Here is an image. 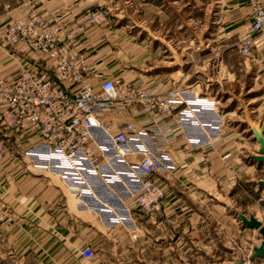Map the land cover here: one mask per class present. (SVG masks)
I'll return each instance as SVG.
<instances>
[{"label": "crops", "instance_id": "0c3cea01", "mask_svg": "<svg viewBox=\"0 0 264 264\" xmlns=\"http://www.w3.org/2000/svg\"><path fill=\"white\" fill-rule=\"evenodd\" d=\"M141 2L152 8L155 4L159 12L167 11L172 17L175 15V19L179 18L177 35L189 34L190 28L195 25L193 9L201 3L206 4L207 15L203 21L205 27L211 29V34L220 39L236 40V45L240 44L252 22L248 0H141ZM95 3L97 2L86 0H42L40 12L43 19L57 31L61 40L87 58L94 73L102 77H124L132 81L130 71L124 69L121 73L119 69L130 66L129 62L119 60V57L122 51H130L133 29L125 25L118 26L107 20L102 24L88 23L89 15L94 13ZM139 30L145 31L148 36L147 28L140 27ZM165 44L169 45L168 42ZM17 47L18 50L24 51V55H29L33 51L27 44ZM15 55L10 58L0 48V77L5 76L9 82L19 77L16 72L18 70L14 71V68L20 65V59L17 56L18 59L15 58ZM33 56L32 54L31 57ZM248 57L253 81L262 84L263 87L257 97L259 101L257 104L253 103L255 107L252 108V114L255 124H264V33L255 37L254 46ZM27 61L33 68L45 63L46 59L40 64L35 58H28ZM9 63L11 65H8ZM134 83L159 93L170 91L169 85L160 84L157 80L140 78ZM242 136L243 134L230 132L226 128L225 135L214 148L199 150H193L184 141L177 139L171 146V154L178 163V169L171 175L160 178L159 183L165 193L160 208L153 213L143 211L138 213L140 234L138 240L133 241L122 227L109 230L101 224L96 215L78 211L73 196L59 178L52 174L33 171L25 159L24 152L34 140L0 126V143L6 148V153L0 161V206L7 208L10 216L8 221L0 220V261L8 264L4 261L7 258L14 263L20 261L21 264H80L83 262L80 254L66 248L74 235L84 233V225L93 238V247L97 242L104 241L106 246L116 250L119 255H124L130 262L134 258H145L150 252L167 260L183 258V255L196 258L190 253L195 244L201 242L206 227L219 229L210 214L217 213L219 216L217 220L223 219L227 222L225 228L232 232L236 230V225L230 223L229 213L226 212L227 209L233 211V206L222 201L214 205L212 200L218 199L216 193L223 196V191L227 192L230 186L233 190L231 195L243 203L244 198L254 199L258 197L260 191H264L256 185L258 180L264 179V176H260V172H264V166H260L253 155L247 154ZM249 144L253 152L255 151L253 154L258 155L260 145L253 140ZM197 151L204 152L203 170L209 168L214 176L219 178L221 184L219 190L212 188L208 190L199 186L201 182H194L197 189H193L200 190L207 196V200L200 203V206L194 201L198 197L201 200V194L197 196L194 190H190L185 182L180 180L181 175L193 168L192 164L195 162L192 163L191 160ZM204 184L205 187L211 186L212 181L206 180ZM182 186L185 192L180 190ZM236 207L238 216L240 214L249 216L240 213L241 209ZM84 215L90 216L92 220L85 221ZM250 215L258 218L257 213L253 211ZM242 229L248 230L243 225V228H238L239 233H242ZM56 244L65 247L59 251L52 250ZM113 250L95 255L92 263L104 264L103 260L106 257L110 258ZM53 260L59 262L53 263Z\"/></svg>", "mask_w": 264, "mask_h": 264}, {"label": "built area", "instance_id": "2783aa9c", "mask_svg": "<svg viewBox=\"0 0 264 264\" xmlns=\"http://www.w3.org/2000/svg\"><path fill=\"white\" fill-rule=\"evenodd\" d=\"M248 1L252 22L239 44L245 55L264 33V0ZM100 16L90 14L89 23H99ZM55 32L37 17L13 30L11 43L27 42L47 60L13 82L0 80V126L34 140L25 159L32 170L59 178L78 211L136 239V211L160 208V178L178 169L172 144L180 137L193 150L214 148L226 133L225 116L194 88L157 93L102 77ZM5 153L0 143V161ZM80 255L89 260L94 252L87 247ZM243 264H264V257Z\"/></svg>", "mask_w": 264, "mask_h": 264}, {"label": "rangeland", "instance_id": "374dc122", "mask_svg": "<svg viewBox=\"0 0 264 264\" xmlns=\"http://www.w3.org/2000/svg\"><path fill=\"white\" fill-rule=\"evenodd\" d=\"M41 1L0 0V48L10 58L13 54H16L15 58L18 57L20 59V65H17L16 69L14 68V71L18 70L16 71L18 72V76L21 75L22 71L30 67L27 61L28 58L39 60V64L43 60H47L43 53L35 50L27 42L20 44L11 43L12 32L19 22L21 24L23 21L32 20L37 17L42 22L49 24L41 15ZM94 1L97 3H95L93 11L94 13L101 14L100 20L102 21H100V24L107 20L110 23L118 24V26L125 25L133 29L131 49L130 51H122L119 57V60L129 62L130 66H126L125 68L120 67L121 73L124 69L130 71V77L133 78L131 80L134 82L140 78L143 80H157L160 81V84L169 85L170 90L174 87L182 89L193 87L201 95H207V97L217 102L218 108L224 114L227 130L243 134L242 138L245 140L244 144L247 154L255 156L253 154L255 151L253 152L249 144L252 140L255 143L250 129L255 124L252 108L255 107L253 103L255 104L256 102L257 104L259 101L257 97L262 92L263 87L260 83H254L252 67L249 66V55L241 52L239 44L236 45L237 41L220 39L218 36L211 34V29L205 27L203 21L205 15H207L205 10L206 4H197L193 9L195 25L192 26L193 28H190L189 34L177 35L176 28L179 18L175 19V15L172 17L171 13H167V11L159 12L155 8V4H153L152 8L143 5L141 0ZM87 22L89 23V17ZM49 25L54 32L55 30L51 24ZM140 27L148 29V36L145 34V31L139 30ZM55 36L60 38L57 32H55ZM145 40H148V42H145ZM165 42H168L169 45H166ZM189 43L192 45L190 46ZM24 44L29 45L33 50L29 55H24V51L18 50L17 46ZM32 54L34 55L33 57H31ZM175 63L176 65H174ZM8 65H11V63ZM120 79L126 80L124 77ZM0 80H6L5 76L0 77ZM132 81L129 82L135 84ZM150 90L157 92L154 89ZM178 139L183 141L180 137ZM203 153V151H197L192 156L191 161L192 163L195 162L192 164L193 168L188 173L181 175L180 180L184 181L190 190H194L193 188L197 189L194 182H201L199 186L208 190H211V188L219 190L221 186L219 178L215 177L209 168L203 170ZM260 176H264V172H260ZM206 180H211L212 185H206L205 187L204 182ZM180 190L185 192L183 191V186L180 187ZM194 191L197 196L201 194V200L198 197L194 201L200 206V203L207 200V196L200 190ZM232 191L229 186L227 192L223 191V196L216 193L218 199L217 201L212 200V203L218 205L219 201H222L228 202L229 206H233V211L227 209L226 212L229 213L230 223L236 225L235 232L225 228L227 226L225 220H217V218L219 219L217 213L210 214L213 222L218 224L219 229L206 227L205 233L201 236V242L196 243L195 248L190 253L191 255H195L196 258L182 254L183 258L167 260L163 259L160 255L150 252L149 256L142 259L134 258L130 262L125 259L124 255H119L116 250L114 251L113 248L106 246L104 241L97 242L93 247V238L87 232L86 225H84V233L79 232L78 235H74L66 249L75 250L80 254L84 248L88 247L93 250L94 256L102 254L107 250H113L110 258L106 257L103 260L104 264H238L239 262L252 261L255 249L259 248L258 246L263 240L260 238L259 231L256 230L242 229V233H239L238 228H243V225L239 221L235 208L238 206L241 209L240 213H245L249 215L248 217L254 216L250 215L252 211L257 213V219L264 225V191H260L258 197L254 199L252 197L244 198L243 203L240 200L237 201L231 195ZM207 192L209 193V191ZM251 207H254V209H251ZM139 212L140 210L136 211V216ZM83 218L85 221L92 220L90 216L86 215ZM4 219L7 221L10 219L5 207L3 208V214L0 213V220L3 221ZM139 234L136 239L128 235L130 240L136 241L139 238ZM63 247L65 246H57L56 244L53 245L52 250L59 251ZM4 261L8 264H21L20 261L14 263L7 258ZM57 261L53 260V263ZM0 264H4V262L0 261ZM80 264H93L92 258L89 260L83 259V262Z\"/></svg>", "mask_w": 264, "mask_h": 264}, {"label": "water", "instance_id": "95a60500", "mask_svg": "<svg viewBox=\"0 0 264 264\" xmlns=\"http://www.w3.org/2000/svg\"><path fill=\"white\" fill-rule=\"evenodd\" d=\"M252 135L254 136V141L260 145V149L258 155L254 156V159L260 164L264 166V124H254L251 126ZM261 189H264V180H260L256 184ZM239 220L242 224L252 230L259 231L261 235V239L263 242L260 244L259 248L255 250V254L253 256V260H259L264 257V225L263 223L257 219L255 216H246L244 214L239 215ZM238 264H243V262H239Z\"/></svg>", "mask_w": 264, "mask_h": 264}, {"label": "bare ground", "instance_id": "6f19581e", "mask_svg": "<svg viewBox=\"0 0 264 264\" xmlns=\"http://www.w3.org/2000/svg\"><path fill=\"white\" fill-rule=\"evenodd\" d=\"M86 1H94V0H86ZM181 76V75H180ZM179 77V76H178ZM257 231V230H256Z\"/></svg>", "mask_w": 264, "mask_h": 264}]
</instances>
